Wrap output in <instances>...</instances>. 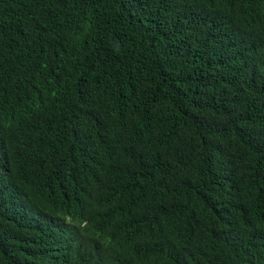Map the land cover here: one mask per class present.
<instances>
[{
  "label": "trees",
  "instance_id": "obj_1",
  "mask_svg": "<svg viewBox=\"0 0 264 264\" xmlns=\"http://www.w3.org/2000/svg\"><path fill=\"white\" fill-rule=\"evenodd\" d=\"M0 264H264V0H0Z\"/></svg>",
  "mask_w": 264,
  "mask_h": 264
}]
</instances>
